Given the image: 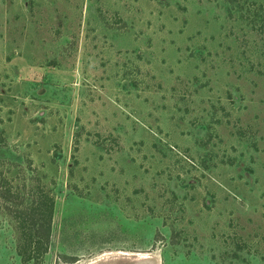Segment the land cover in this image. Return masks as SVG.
I'll use <instances>...</instances> for the list:
<instances>
[{
  "label": "rangeland",
  "instance_id": "rangeland-1",
  "mask_svg": "<svg viewBox=\"0 0 264 264\" xmlns=\"http://www.w3.org/2000/svg\"><path fill=\"white\" fill-rule=\"evenodd\" d=\"M6 188L0 264H264V0H0Z\"/></svg>",
  "mask_w": 264,
  "mask_h": 264
},
{
  "label": "trees",
  "instance_id": "trees-1",
  "mask_svg": "<svg viewBox=\"0 0 264 264\" xmlns=\"http://www.w3.org/2000/svg\"><path fill=\"white\" fill-rule=\"evenodd\" d=\"M1 198L5 197V193H10L9 189L6 188L5 191H0ZM5 192V193H4ZM46 200L38 199L37 204L34 206V209L22 212V210H17L15 212V217L18 220V232L20 234V239L28 240V246L26 247L27 254L22 252L21 242L18 244L17 249L21 256H24V259H33L37 257L38 254L46 252V246L49 238V223L51 222L53 215V199L47 195L43 194ZM36 213V214H35ZM30 216H33L31 218ZM27 217H30L28 220ZM27 224L29 225H26ZM25 228H27V234L25 235ZM42 231V233H40ZM44 231V232H43ZM43 247V248H42ZM42 248V249H41Z\"/></svg>",
  "mask_w": 264,
  "mask_h": 264
}]
</instances>
